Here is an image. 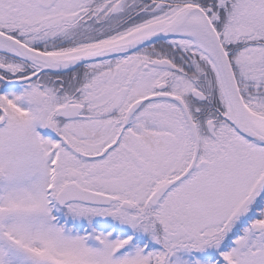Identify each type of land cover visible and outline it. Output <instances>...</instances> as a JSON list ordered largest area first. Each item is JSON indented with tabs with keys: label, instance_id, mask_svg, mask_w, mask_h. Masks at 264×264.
Returning <instances> with one entry per match:
<instances>
[{
	"label": "snow or ice",
	"instance_id": "obj_1",
	"mask_svg": "<svg viewBox=\"0 0 264 264\" xmlns=\"http://www.w3.org/2000/svg\"><path fill=\"white\" fill-rule=\"evenodd\" d=\"M0 264H264V0H0Z\"/></svg>",
	"mask_w": 264,
	"mask_h": 264
}]
</instances>
